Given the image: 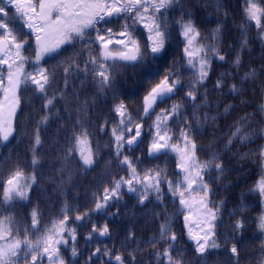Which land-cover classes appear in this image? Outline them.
Returning a JSON list of instances; mask_svg holds the SVG:
<instances>
[{
	"label": "trees",
	"instance_id": "1",
	"mask_svg": "<svg viewBox=\"0 0 264 264\" xmlns=\"http://www.w3.org/2000/svg\"><path fill=\"white\" fill-rule=\"evenodd\" d=\"M217 3L224 5L219 13L215 10ZM181 8L191 14L202 37H210L217 24L222 25L218 40L202 41L205 44H219L220 53L225 56V60L213 58L208 79L204 86H198L195 104L201 105L196 110L197 117L201 118L199 124L191 115L193 103L185 98L192 73L186 66L183 53L185 44L175 24L181 15ZM244 8V0H180V4L168 13L172 40L167 45L168 50L164 58L155 61L158 74L152 77L145 75V64L152 60L151 56H148L144 62L135 66L127 64L115 68L111 85L102 92L90 76L86 79L83 74L69 76L68 87L65 88L64 62L74 56L78 63L87 59V49H82L79 42L63 45L58 54L46 56L41 65L56 73L47 89L49 96H57L55 107L51 113H46L42 98L35 95L31 89L22 90L20 106L15 117L14 137L10 138L6 145L0 144V168L5 178L17 162L31 172V147L37 124L42 116L49 115L48 123L40 126L42 146L38 148L40 163L35 169L36 185L30 191L31 203L17 204L12 213L20 227L31 226L29 214L33 208H38L42 214L40 226L43 228L52 220L62 219V209L67 205L71 209L68 212V227L76 229V240L69 239L67 246H61L65 264H91L88 257L96 248H100L101 253L108 249L112 255L93 256L94 264H117L115 255H121L124 264H157L155 252L163 251L167 243L161 241L153 247L151 241L154 237L159 240V226L165 217H168L171 219L172 230L177 234L175 247L182 252V256L176 258L181 259L183 264H264V231L258 228V218L264 214V198L253 191L256 182L264 175V158L260 156V151L264 148V112L260 111V106L264 105V41L255 22L247 19ZM187 18L185 16V19ZM135 35L143 47L147 33L143 31L142 26H137ZM245 35L248 44L241 50V40ZM29 43L34 47V38L30 39ZM237 53L242 61L238 69L232 64ZM24 54L28 57L34 56L31 50ZM26 68L31 71V64L26 65ZM249 69L256 70V77L242 81ZM169 72H175L180 77L181 86L171 99L157 106L156 112L161 108H169L174 103L183 104V111L193 129H198L193 138L197 143L199 159H210L211 153L215 152L219 154L225 166L224 175L209 184L212 189L210 200L216 204L224 202L220 205L216 227L218 235L215 237L220 248L209 249L203 256L195 251V242L188 236L184 213L180 210L178 200H173L164 185L162 187L165 189L166 198L163 203L157 201L153 194L144 204H140L136 195L127 192L125 188L122 190V199L110 201L106 210L91 211L95 207L94 193H102L103 188L110 186L113 179L127 176V172L118 165L115 158V145L111 137V128L119 120L112 109L118 103L123 102L126 105L134 122L144 124L140 146L131 152L125 147L123 154L128 155L141 172L159 166L166 169L171 178L178 171L175 153L169 152L161 155L159 159H153L147 154L151 140L149 129L155 113L152 119L140 120L144 95ZM221 73L231 75L224 77L225 87L215 90V81L220 78ZM232 84L242 86L243 91L239 94L230 93L229 87ZM205 91L207 106L203 103ZM61 93L64 94L63 99H60ZM227 105L233 107L225 113ZM204 113L210 117L216 116V121L205 122L202 119ZM245 115L249 117V126L245 131L253 133L251 139L244 143L235 140L232 145H227L232 131L230 126ZM77 120H80L91 134L89 138L93 141V148L95 149L97 142L100 145L98 163L88 170L81 166L82 162L78 157L67 162L62 161L67 138ZM105 120L109 123L105 130L101 131ZM170 127L178 136L183 123L170 122ZM137 157L140 158L139 161ZM122 158L121 156L120 159ZM215 176L213 171L212 177ZM209 179L205 176L206 181ZM85 211L89 212L90 218L76 221L75 216ZM237 219L244 221L245 229L242 233H235L232 229ZM93 223L97 227L107 223L109 235L101 237L93 234L91 240L87 239ZM233 243L239 250L238 258L233 257L230 252ZM73 244L78 252L76 257L71 253ZM173 255L175 256V253Z\"/></svg>",
	"mask_w": 264,
	"mask_h": 264
},
{
	"label": "snow or ice",
	"instance_id": "2",
	"mask_svg": "<svg viewBox=\"0 0 264 264\" xmlns=\"http://www.w3.org/2000/svg\"><path fill=\"white\" fill-rule=\"evenodd\" d=\"M244 3L247 19L255 22L264 41V23H262L264 0H244ZM179 4L180 0H0V144L6 145L10 138L14 137L15 117L20 106L22 90L31 89L35 95L42 98L46 113H51L55 107L57 96H49L47 89L56 73L43 67L41 61L46 56L58 54L63 45L79 42L82 49H87V59L81 62L83 66L76 62L75 56L64 62L65 88L68 87L69 76L83 74L86 79L90 76L102 92L111 85L115 68L127 64L135 66L144 62L148 56H151L152 60L145 64V75L149 77L157 75L158 68L155 66V61L164 58L168 50L167 45L172 40L168 13ZM223 7V4L217 3L215 10L219 13ZM185 16L188 18L185 19ZM121 19L124 20L123 24H120ZM113 24H120L118 31L111 26ZM175 24L185 44L183 53L186 66L192 73L185 98L193 103L191 115L199 124L201 118L197 117L196 110L201 105L195 104L198 86H204V82L208 79L213 58L219 61L225 60V56L220 53L219 44H205L202 41L218 40L222 25L218 23L210 37H202L191 14L184 12L182 8ZM137 26H142L143 31L147 33L143 47L140 39L135 35ZM32 38L35 40L34 47L29 43ZM247 44L245 35L241 40V50ZM28 50L34 52L33 57L24 54ZM241 62V56L237 53L232 64L238 69ZM28 64H31V71L26 68ZM229 75L231 73H221L220 78L215 81L214 89L220 90L225 87L224 77ZM256 75L255 69H249L242 77V81L253 79ZM180 86V77L175 72L164 75L144 95L140 115V120L146 121L152 119L155 113L149 129L151 140L147 150L148 156L159 159L161 155L175 153L178 171L171 178L166 169L159 166L147 168L143 172L138 171L136 164L128 155L123 154V150L127 146L128 151L131 152L134 146L138 147L142 143L144 124L134 122L126 105L123 102L118 103L112 109L119 120L111 128V137L115 145V158L118 165L127 172V176L113 179L110 186L103 188L102 193H94L95 207L91 211L106 210L110 206V201L122 199V190L125 188L127 192L136 195L140 204H144L153 194L157 201L163 203L166 198L165 189L162 187L164 185L173 200H178L180 210L184 213L188 236L195 242V251L203 256L209 249L220 248L215 237L218 235L216 227L220 205L224 202L220 201L216 204L210 200L212 189L209 184L224 175L225 166L219 154L215 152L211 153L210 159L204 161L199 159L197 143L193 138L198 129H193L188 116L183 111V104L174 103L169 108H161L156 112L157 106L171 99ZM229 91L239 94L243 91V87L232 84ZM63 95L61 93L60 99H63ZM203 103L207 106L206 91ZM232 107L227 105L224 112L227 113ZM260 111L264 112V105L260 106ZM48 119L49 115L45 114L37 124L31 147L32 171L28 172L17 162L5 178L0 168V264H65L61 255V246H67L69 239L76 240V229L68 227V212L71 209L67 205L62 209V219L52 220L43 228L40 226L42 214L38 208H33L29 214L30 227L21 228L12 214L17 204L31 203L30 191L36 185L35 169L40 163L38 148L42 146L40 126L46 125ZM202 119L205 122L208 120L215 122L217 117H210L204 113ZM170 122L183 123L178 136L172 131ZM108 123L109 121L105 120L100 130L104 131ZM248 126V115L235 121L230 126L232 131L227 145H232L235 140L241 143L250 140L253 133L245 131ZM90 135L84 124L77 120L71 135L67 138L62 161L67 162L78 157L85 170L94 168L98 163L100 145L97 142L94 149ZM260 156L264 158V148L261 149ZM136 159L139 161L140 158ZM213 171L216 173L214 178ZM205 176L210 179L206 181ZM253 191L264 198V175L256 182ZM194 213L195 219H193ZM87 218H90L88 211L75 216L76 221H84ZM258 228L264 231V214L258 218ZM232 229L235 233H242L245 229L244 221L237 219ZM93 234L108 236V224L97 227L93 223L87 239L91 240ZM161 241H165L167 246L163 251L155 252L157 264H183L181 259L176 258L182 256V252L175 247L177 234L172 230L171 219L168 217H165L159 226V240L154 237L151 243L155 247ZM230 252L233 257L238 258L239 250L235 243L232 244ZM71 253L73 257L78 255L74 244ZM101 254L106 257L112 255L108 249H104L101 253V249L96 248L88 257V261L94 264L92 257ZM114 259L117 264H124L121 255H115Z\"/></svg>",
	"mask_w": 264,
	"mask_h": 264
},
{
	"label": "flooded vegetation",
	"instance_id": "3",
	"mask_svg": "<svg viewBox=\"0 0 264 264\" xmlns=\"http://www.w3.org/2000/svg\"><path fill=\"white\" fill-rule=\"evenodd\" d=\"M124 23V20L123 19H121L120 20V24H123ZM120 24H113V25H111L113 28H114V30H119V27H120Z\"/></svg>",
	"mask_w": 264,
	"mask_h": 264
},
{
	"label": "water",
	"instance_id": "4",
	"mask_svg": "<svg viewBox=\"0 0 264 264\" xmlns=\"http://www.w3.org/2000/svg\"><path fill=\"white\" fill-rule=\"evenodd\" d=\"M142 137H143V135H142ZM142 137H141V140H142ZM136 148H137L136 146L133 147V149H136ZM94 257H96V256H94Z\"/></svg>",
	"mask_w": 264,
	"mask_h": 264
},
{
	"label": "rangeland",
	"instance_id": "5",
	"mask_svg": "<svg viewBox=\"0 0 264 264\" xmlns=\"http://www.w3.org/2000/svg\"><path fill=\"white\" fill-rule=\"evenodd\" d=\"M193 219H195V213L193 214Z\"/></svg>",
	"mask_w": 264,
	"mask_h": 264
}]
</instances>
